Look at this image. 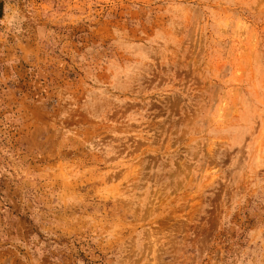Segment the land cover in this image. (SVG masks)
<instances>
[{"label": "rangeland", "instance_id": "rangeland-1", "mask_svg": "<svg viewBox=\"0 0 264 264\" xmlns=\"http://www.w3.org/2000/svg\"><path fill=\"white\" fill-rule=\"evenodd\" d=\"M0 264H264V0H0Z\"/></svg>", "mask_w": 264, "mask_h": 264}]
</instances>
